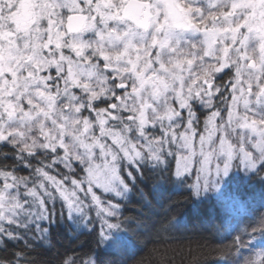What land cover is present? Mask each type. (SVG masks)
<instances>
[{
  "label": "snow or ice",
  "instance_id": "1",
  "mask_svg": "<svg viewBox=\"0 0 264 264\" xmlns=\"http://www.w3.org/2000/svg\"><path fill=\"white\" fill-rule=\"evenodd\" d=\"M252 182L216 264H264V0H0V264H184Z\"/></svg>",
  "mask_w": 264,
  "mask_h": 264
},
{
  "label": "trees",
  "instance_id": "2",
  "mask_svg": "<svg viewBox=\"0 0 264 264\" xmlns=\"http://www.w3.org/2000/svg\"><path fill=\"white\" fill-rule=\"evenodd\" d=\"M262 189L258 182H252V184L247 188H237L233 186L228 189L225 193L224 199L216 200L213 198L207 201L201 206V211L203 213V224L204 231L202 232V239L199 240L202 247H197L196 243L189 244L188 241H184V248L181 256L183 257L184 264H216L219 259L218 248L216 240L213 239V234L218 230L223 232L221 225L229 218V216L239 219L238 210L232 207L230 197H237L242 200H247L252 204L253 207H258L261 199ZM215 196V194H213ZM228 203V206L226 205ZM161 216L157 217V228H160L162 224H167L168 220L172 216L179 218L180 213L185 211H191V206L187 207H177L175 208L166 218L163 217L162 213L164 209L159 210ZM242 226V225H241ZM165 233L161 232V238H163ZM154 239V237H153ZM218 239V237H217ZM140 247L143 249L141 256L147 258L149 251L156 247L159 249L160 253L163 254L167 251L169 258L174 257L173 249H179L177 244H161V243H148L147 247H144L145 239L141 238L138 241ZM189 248L192 249L189 252ZM139 259V257H137ZM153 259L158 260L159 257H153ZM176 264H180L181 257H174Z\"/></svg>",
  "mask_w": 264,
  "mask_h": 264
},
{
  "label": "rangeland",
  "instance_id": "3",
  "mask_svg": "<svg viewBox=\"0 0 264 264\" xmlns=\"http://www.w3.org/2000/svg\"><path fill=\"white\" fill-rule=\"evenodd\" d=\"M226 205L228 206V203Z\"/></svg>",
  "mask_w": 264,
  "mask_h": 264
}]
</instances>
